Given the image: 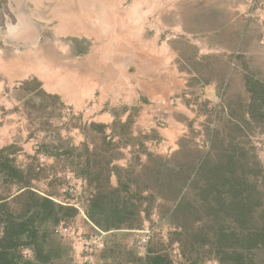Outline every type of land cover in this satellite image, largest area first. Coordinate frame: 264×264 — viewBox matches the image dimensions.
Masks as SVG:
<instances>
[{"label":"rangeland","instance_id":"374dc122","mask_svg":"<svg viewBox=\"0 0 264 264\" xmlns=\"http://www.w3.org/2000/svg\"><path fill=\"white\" fill-rule=\"evenodd\" d=\"M14 2L39 32L0 36V264H264V0ZM102 37L134 85L169 40L165 124L89 104Z\"/></svg>","mask_w":264,"mask_h":264},{"label":"crops","instance_id":"0c3cea01","mask_svg":"<svg viewBox=\"0 0 264 264\" xmlns=\"http://www.w3.org/2000/svg\"><path fill=\"white\" fill-rule=\"evenodd\" d=\"M121 41L122 44H120ZM126 41L127 43L129 42V40H125L124 38L113 41L112 39L109 40L102 37L98 40L99 46H97L98 42L95 43V50L93 48L90 57L85 58L87 59L86 64L88 67L86 65L87 72L84 76V91L89 93L92 98L89 104H93V107L98 108L100 112L106 109V106L112 105L115 102L121 106L130 105V107H137L140 102H147L156 97H170L173 93H176L175 91L179 92L180 66L177 69L175 68L177 75L172 78L171 62L168 60L169 56L166 55L168 50L171 52V47L168 44L169 40L164 44L165 53L163 55L162 53L158 56L144 54L141 57L146 61L144 60L141 63L139 74L142 73V76H144L142 80L146 81V83L138 82L136 85H134L136 80L129 74L131 71H123L122 69L120 71L118 66V56L120 54L118 55L117 52L121 49L123 51L124 48L130 51V46L124 44ZM149 43L154 44L153 41H149ZM109 65L110 67L108 68ZM129 77L133 81H130ZM124 79L128 81L124 82ZM173 79L176 81L174 84ZM149 82L150 85H148ZM131 113V111H128L126 117ZM107 115L110 114L107 113Z\"/></svg>","mask_w":264,"mask_h":264},{"label":"flooded vegetation","instance_id":"af4514ba","mask_svg":"<svg viewBox=\"0 0 264 264\" xmlns=\"http://www.w3.org/2000/svg\"><path fill=\"white\" fill-rule=\"evenodd\" d=\"M6 4V0H0V36L10 42L33 39L39 32L37 31V24L35 26L29 25L27 22L25 23L24 17L15 14L16 10L24 11L25 6L22 2L18 4L14 2V9ZM25 12L27 13V10Z\"/></svg>","mask_w":264,"mask_h":264},{"label":"built area","instance_id":"2783aa9c","mask_svg":"<svg viewBox=\"0 0 264 264\" xmlns=\"http://www.w3.org/2000/svg\"><path fill=\"white\" fill-rule=\"evenodd\" d=\"M175 103L176 102H175L174 98H172L170 100L159 98L157 101L151 102V104H150L151 110L153 108V111H155L154 108H157L159 113L156 115L157 118L155 120H152L150 123L153 124V122H154V123L159 124V125L165 124L167 122L166 118L171 116V107L174 106ZM74 238L77 239L78 237L76 235H74ZM149 240H150V238H147L146 243H148ZM78 243L80 245H82L84 243V240H82V241L78 240ZM100 247H104V243H102L100 245Z\"/></svg>","mask_w":264,"mask_h":264},{"label":"bare ground","instance_id":"6f19581e","mask_svg":"<svg viewBox=\"0 0 264 264\" xmlns=\"http://www.w3.org/2000/svg\"><path fill=\"white\" fill-rule=\"evenodd\" d=\"M160 2H161V1H160ZM162 2H163V1H162ZM162 2H161V3H162ZM139 5H140V4H139ZM140 8H141V7H140ZM137 10H138V9H137ZM154 42H155V41H154ZM9 64H10V63H9ZM34 70H35V69H34ZM12 73H13V72H12ZM35 73H36V72H35ZM26 75H27V74H26ZM11 77H12V76H11ZM40 79H41V78H40ZM47 80H48V79H47ZM51 81H52V80H51ZM52 84H53V83H52ZM59 89H60V88H59ZM59 89H58V90H59Z\"/></svg>","mask_w":264,"mask_h":264}]
</instances>
